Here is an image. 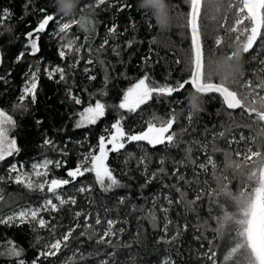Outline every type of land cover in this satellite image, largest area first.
<instances>
[{"label":"trees","instance_id":"16d2710c","mask_svg":"<svg viewBox=\"0 0 264 264\" xmlns=\"http://www.w3.org/2000/svg\"><path fill=\"white\" fill-rule=\"evenodd\" d=\"M26 2L28 0H0V13L7 9L12 14L0 26V110L15 120L16 127L10 136L16 139L19 148L18 153L0 162V177L4 178L0 181V191L4 195L3 202H0V216L6 217L25 208L40 210L48 199L58 205V210L39 212L40 218L46 221L45 228L34 230L28 223L0 224V249L7 241H12L23 249L26 264H32L38 256V264H97L106 259L109 264H164L165 260H170L171 264H199L196 250L203 246L209 254L216 253V264H223L224 240L215 231L218 227L216 217L222 215L221 209L206 194L194 205L188 201L195 200V190L203 189L206 193L218 188L220 182L227 183L233 193L240 188L239 174L226 167L229 160L225 151L235 160L238 159L234 156L235 149L223 138L213 140V133L223 131L226 122L234 121L228 124L231 129L228 139L241 133L249 134V129L237 126L244 123L242 110L232 112L229 117L221 97L210 93L204 97V110L195 114L189 124L187 97L192 92L191 85H185V90L172 97H154L134 113L114 107L119 104L124 91L145 74L149 76L148 82L155 86H175L189 78L186 51L190 40L185 29L178 27L183 21L180 14L188 11L184 0H171V26L167 30L159 28L153 18H144L135 7L117 10L122 3L135 5L137 0H105L104 4H98L97 0H79L78 5L83 8L78 9L76 16L77 19L85 18L87 30L76 24L67 34L56 35L58 25L50 23L46 34H41L40 51L34 56L26 47L25 34L37 26L40 15L37 9L45 0H31L27 10L24 7ZM47 3L48 12L56 13L54 0H47ZM225 15L228 17L227 26H230L234 19L230 12L222 10L217 14L211 6L205 5L202 32L208 59L214 58L217 52L231 51L236 47L235 44L228 47L231 37L219 27ZM114 24L116 32L109 33L108 29ZM217 37L224 40L219 50L214 47ZM69 40L74 41L73 50L65 48L66 56L62 59L59 50ZM129 41L131 47H128ZM20 52L25 55L17 62ZM261 59H264V40H258L249 53L241 54L242 83L249 80L254 84L259 82L254 74L264 68L259 63ZM178 60L181 62L177 63ZM58 67L64 69L65 80H59V73L49 79V72ZM37 69L35 102L30 96L21 101L20 96L31 79V73ZM90 76L95 79H89ZM75 98L81 103L76 104ZM97 100L107 106L105 116L95 125L77 128L79 113L90 105L94 106ZM173 110L175 145L152 147L146 142H132L126 143L119 152L109 151L106 163L119 180L120 187L102 191L92 172L75 180L67 176L68 170L75 169L85 155L98 150L99 138L109 136L116 119L122 116L125 132L138 134L146 130L147 123L154 117L169 118ZM196 138L209 144L204 154L194 143ZM45 139L52 143L45 144ZM213 144L221 150L212 151ZM107 147L111 148V145ZM190 147L192 152L188 154L186 150ZM209 154L217 169L209 166L203 178L204 186L201 177L195 173L200 163L207 162ZM45 160L53 163L48 166L47 175L40 176L35 182L33 190L8 179L12 165L23 173H32V165ZM56 161L60 162V167H56ZM161 168L164 169L162 173ZM11 175L14 177L16 173ZM223 176L228 179L222 180ZM51 179L71 180L57 189L61 199L67 201L63 206L47 192L46 187L43 192L38 189L40 183ZM177 187L181 192L176 190ZM81 188L87 190L81 193ZM182 193L184 203H176L181 200ZM164 198L168 203L161 207L168 209L165 214L171 221L167 235L162 230L163 220L158 206ZM73 199L74 204L71 203ZM121 199L124 203L119 202ZM155 199L159 200L153 203ZM169 200L173 203L169 204ZM77 212L81 213L79 217L75 215ZM152 213L155 214L154 220ZM95 216H100L103 224L108 219L116 222L113 231L118 236L111 244L107 240L102 244L96 242L101 225L93 222ZM85 217H88L89 226L83 221ZM185 225L187 230H184ZM70 229H74L72 236L56 256H40L41 251H47L46 245L61 239ZM178 230L180 234L176 240L167 242ZM0 264L9 262L0 257Z\"/></svg>","mask_w":264,"mask_h":264},{"label":"snow or ice","instance_id":"6c2138e0","mask_svg":"<svg viewBox=\"0 0 264 264\" xmlns=\"http://www.w3.org/2000/svg\"><path fill=\"white\" fill-rule=\"evenodd\" d=\"M97 3L104 4L105 0H97ZM157 3L158 0H143V3H141V0H137L135 5L122 3L117 10L124 11L126 8L131 9L135 7L144 18L152 19ZM184 3L188 6V11L180 14L183 21L178 27L185 29L186 35L190 40L189 48L186 51V63L190 73L189 78L183 80V82H177L175 86H155L148 82L149 76L145 74V76L124 91L119 104L114 107L128 113H134L142 105H146L152 101L154 97H172L174 93L185 90V85H191L192 92L187 97V120L189 124L195 114L204 110L202 107L206 103L204 97L210 93L218 94L222 98L226 114L229 117H232L233 113L227 110H242L241 119L244 123L237 126L249 129V134L245 135L241 133L238 139L235 135L231 139H228V134L231 132L228 124L234 123V121L226 122L223 126V131L213 133V140L223 138L229 145L239 142H243L244 144L242 149L235 150L234 152V156L238 159H232L229 152L225 151V157L229 160L226 167H231L239 174L241 181L240 188L236 193H233L229 190L227 183L220 182L218 188L206 193L201 189L197 193L195 200L188 201V203L194 205L196 201L202 198L203 194H206L221 209L222 215L216 217L218 227L215 231L224 240L223 264H264V75H261V73H264V68H261L260 72L254 74L259 81L255 84L251 80L242 83L244 73L240 68L241 54L249 53L258 40H264V0H226V8L225 0H184ZM164 4V13L166 15H162L161 18L166 22V27L163 29L167 30L171 26L170 23H167V20L170 18V10L173 5L171 4V0H164ZM206 4L211 6L217 14L223 10L226 13L230 12L234 17L232 24L227 26L228 17L225 15L224 22L220 23L219 27L223 28L231 37V43L228 47L231 48L232 44H235L236 47L232 48L231 51L217 52L212 59H208L205 55L202 32V20L205 18ZM30 6L31 0H28L24 7L27 10ZM53 6L55 7V0ZM48 7L49 4L45 0L37 9L40 14L37 26L25 34V39L27 40L26 47L30 48L29 54L33 56L40 51L38 42L42 38L41 34H46L50 23L58 25L56 35L67 34V31L76 24H79L82 29L87 30L85 18L81 16L77 19L76 16V12L78 9H82L83 5L76 4L75 10L70 14H65L64 12L50 13L48 12ZM26 14L28 13L26 12ZM11 15V12L7 9L3 13H0V26L10 19ZM213 19H215V16ZM148 27L151 28L152 25L149 24ZM116 30L115 24L108 29L109 33H115ZM73 44L74 41L69 40L61 46L58 54L62 59L66 56L64 49L67 48L69 51H72ZM222 45H224L223 37H217L214 40L215 49H221ZM131 46L132 42L129 41L128 47ZM24 55V52H20L16 57L17 62ZM180 62L179 60L177 61V63ZM259 63L264 65V59H261ZM38 71L39 69L31 73V79L25 85L23 93L20 96L21 101L26 96H30L31 101L35 102ZM56 73H59L60 81L65 80L64 69L59 67L49 72V79H53ZM89 79H95V77L90 76ZM234 85L239 86V88H234ZM192 94H195V102L198 105V108L195 110L189 99ZM75 103L80 104L81 100L75 98ZM106 107L104 103L97 100L94 106L90 105L84 108L79 113L80 119L76 127L95 125L97 121L105 116ZM122 119L123 117L121 116L112 123L108 137L101 136L99 138L98 153L96 151L89 152L75 169L68 170L67 176L71 180H75L78 176H83L87 172H92L95 176V182L100 186L101 190L105 192L111 191L121 185L106 163L109 151L119 152L125 148L126 143L132 142H146L147 145L152 147L160 144L167 146L176 144V134L172 131L175 123L174 110L169 118L159 119L154 117L152 121L147 123L146 130L138 134L125 132L122 127ZM37 123H40V121H37ZM15 127V120L6 114L5 111L0 110V162L19 152L16 139L10 136ZM44 143L51 144L52 142L45 139ZM107 145H111V148H108ZM199 147L207 149L209 144L207 142H199ZM220 150L214 144L212 145V151ZM186 151L188 154H191V147ZM140 162L143 163V159ZM52 163L53 161L45 160L40 164H33L32 174L46 176V170ZM161 163H163V160ZM193 163H195V160H193ZM55 164L56 167H60L59 161H56ZM209 166L213 170L217 169V164L211 154L207 156V163H200L198 165L199 169L203 172H208ZM37 169H45V171L40 172ZM159 171L162 173L164 169L161 168ZM176 172L178 173L179 169ZM12 173H16V175L13 177ZM213 174L215 175V171ZM3 179V177H0V181ZM8 179L28 190H33L34 188L31 174L19 171L16 165H12L9 168ZM227 179L228 177L226 176L222 177V180ZM71 180L51 179L50 181L40 183L38 189L43 192L46 187L47 192L52 193L55 199L59 200L60 206H63L67 201L61 199L57 193V189L69 184ZM148 182L151 181L149 180ZM176 190L181 192L179 187ZM80 191L83 192L85 189L81 188ZM3 200L4 195L0 191V202H3ZM119 202L124 203L123 199ZM71 203L74 204L75 200H71ZM172 203L173 201L169 200V204ZM176 203H184L183 193L181 200ZM43 210L55 212L58 210V205L53 203L51 199H48L40 210L14 211L6 217L0 216V224L14 226L28 223L33 226L34 230L37 227L45 228L47 227L46 221L39 216V212ZM167 210L166 208L162 209L164 212H167ZM75 215L79 217L81 213L77 212ZM151 215L154 220L155 214L152 213ZM95 223L99 225L101 223L100 219H96ZM115 223L111 219L107 221V228L96 241L98 244L105 243L106 238L116 234L113 231ZM170 223V220L165 223V232H167ZM184 230H187V225L184 226ZM73 231L74 229H70L61 239H57L46 245L47 251H41L40 256H56L61 251L62 246H66V242L72 236ZM179 234L178 230L176 235L172 236L171 240L167 242L171 243L175 241ZM81 235H84V233H81ZM107 243L111 244L112 241L108 239ZM23 255V249L12 241H7L4 248L0 249V257L6 258L9 264H26ZM215 257V252H211L208 257L213 260V264H216ZM39 259L40 257L38 256L32 261V264H38ZM101 264H109V262L102 261ZM164 264H171V261L165 260Z\"/></svg>","mask_w":264,"mask_h":264},{"label":"rangeland","instance_id":"374dc122","mask_svg":"<svg viewBox=\"0 0 264 264\" xmlns=\"http://www.w3.org/2000/svg\"><path fill=\"white\" fill-rule=\"evenodd\" d=\"M239 135L240 134H237V135H235V137L238 139L239 138ZM199 142H202L201 141V139L200 138H196L195 140H194V143L197 145V147H198V149H199V151L201 152V153H205V149H203V148H200L199 147ZM229 145V144H228ZM229 146H233L234 147V149L235 150H238V149H242L243 147H244V144H243V142H239V143H232L231 145H229ZM93 151V150H92ZM91 151V152H92ZM94 151H96L97 153H98V150H94ZM88 155V154H87ZM87 155H85V156H87ZM84 156V157H85ZM202 163H207L206 161L205 162H202ZM19 171H21L20 169H19ZM37 171H40V172H44L45 171V169H37ZM32 173H33V171H32ZM32 173H26V174H31V180H32V182H33V185H35V182L38 180V178L40 177V176H36V175H34V174H32ZM197 176H200L201 177V179H202V184L205 186V181H203V178L205 177V175L207 174V172H203L202 170H200L199 169V167L197 166V171H196V173H195ZM43 176V175H42ZM95 177V176H94ZM85 189V188H84ZM87 190V188L85 189V191ZM200 190L198 189V190H195L194 191V193L195 194H197L198 192H199ZM81 192V191H80ZM84 192V191H83ZM83 192H81V193H83ZM58 193V192H57ZM59 194V193H58ZM60 197H62V195H59ZM68 196V195H67ZM52 197H54V195L52 196ZM156 200H159V199H155V201L153 202V203H155L156 202ZM168 202H167V199L166 198H164L163 199V202H161V203H159V212H160V214H161V216H162V220H163V232H164V234L165 235H167L168 233H169V231L167 230V232H165V230H164V225H165V223H167L168 222V218H167V215L165 214V212L164 211H162V209H165V208H162L161 206L164 204H167ZM28 209H34V208H25V209H21V210H28ZM21 210H19V211H21ZM19 211H17V212H19ZM96 219H100V221H101V223L99 224V225H101V229H99V233H100V235H102V233H103V231L107 228V222L106 223H104L103 224V222H102V220H101V217L100 216H95V217H93V222L95 223V221H96ZM109 220V219H108ZM107 220V221H108ZM112 220V219H111ZM83 221H84V223H86V226H89V222H88V217H85V218H83ZM117 234H115L114 236H111V237H108V238H106V240H108V239H110L111 241H113L114 239H116L117 238ZM196 255H197V258L199 259V264H212L213 263V260H211V259H209L208 257H209V253H208V251L203 247V246H200L199 248H198V250H196ZM102 261H104V260H102ZM102 261H98L97 262V264H101V262ZM105 261H108V259H106ZM165 262V261H164Z\"/></svg>","mask_w":264,"mask_h":264},{"label":"clouds","instance_id":"9594fccd","mask_svg":"<svg viewBox=\"0 0 264 264\" xmlns=\"http://www.w3.org/2000/svg\"><path fill=\"white\" fill-rule=\"evenodd\" d=\"M78 2L79 0H55V7L57 9V12H64L65 14H70L75 10V6L76 4H78ZM164 8V0H158L153 19L156 21V24L161 29L166 27V22L161 18L162 15H166L164 13ZM167 23H171V18H168ZM189 99L193 109H197L198 105L195 102V94H192Z\"/></svg>","mask_w":264,"mask_h":264},{"label":"water","instance_id":"95a60500","mask_svg":"<svg viewBox=\"0 0 264 264\" xmlns=\"http://www.w3.org/2000/svg\"><path fill=\"white\" fill-rule=\"evenodd\" d=\"M221 99H222V98H221ZM222 102H223V101H222ZM239 110H241V109L227 110V111L237 112V111H239Z\"/></svg>","mask_w":264,"mask_h":264}]
</instances>
